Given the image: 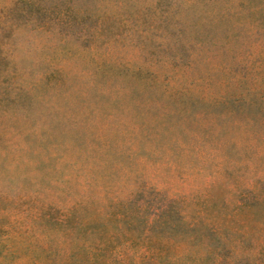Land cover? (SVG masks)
<instances>
[{
	"label": "rangeland",
	"instance_id": "obj_1",
	"mask_svg": "<svg viewBox=\"0 0 264 264\" xmlns=\"http://www.w3.org/2000/svg\"><path fill=\"white\" fill-rule=\"evenodd\" d=\"M0 264H264V0H0Z\"/></svg>",
	"mask_w": 264,
	"mask_h": 264
}]
</instances>
